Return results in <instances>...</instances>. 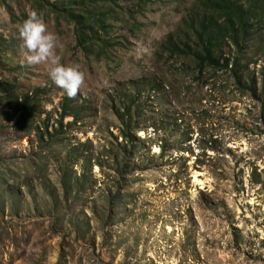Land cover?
<instances>
[{"label": "rangeland", "instance_id": "obj_1", "mask_svg": "<svg viewBox=\"0 0 264 264\" xmlns=\"http://www.w3.org/2000/svg\"><path fill=\"white\" fill-rule=\"evenodd\" d=\"M197 3L94 2L111 25L109 58L98 60L72 23L0 0V83L48 90L33 125L51 134L40 145L0 104V264H264V16L251 19L237 81L209 68L198 78L193 58L160 47L184 39ZM33 10L57 35L61 63L84 73L78 122L58 123L65 92L47 63L24 60L18 29ZM135 90L126 141L120 115Z\"/></svg>", "mask_w": 264, "mask_h": 264}, {"label": "trees", "instance_id": "obj_2", "mask_svg": "<svg viewBox=\"0 0 264 264\" xmlns=\"http://www.w3.org/2000/svg\"><path fill=\"white\" fill-rule=\"evenodd\" d=\"M33 6L47 8L57 20L64 19L73 24L76 36V45L87 51L97 48V59L109 58L107 41L102 36L108 34L111 25L107 22L106 12L97 9L94 2L98 0H29ZM112 1L113 0H109ZM264 16V0H198L190 11L189 18L184 26V39L176 38L173 34L165 37L161 48L168 56H185L194 59L198 78L206 69H211L213 74L218 71L228 70L235 81L237 64L244 50L243 42L247 38V32L255 23L256 12ZM258 23V21H256ZM1 42V39H0ZM233 45L236 51L235 57L226 55V46ZM264 77V66L261 71ZM15 81H3L0 83V104L5 103L3 114L9 117L16 116V126L25 128L29 126L28 132L34 131L41 145L44 137H50L47 126L39 127L33 125V119L38 114L39 96L48 92L43 87H37L31 92L18 93ZM156 92L158 89L150 86ZM130 100L123 105L120 115V134L126 141H131L132 132L136 128L130 127L131 113L139 98V90L128 95ZM58 123L63 124L65 117H71V123L79 121L81 107L73 103V98L64 95L59 102ZM139 111L137 108L136 111ZM137 111V114L139 112Z\"/></svg>", "mask_w": 264, "mask_h": 264}, {"label": "clouds", "instance_id": "obj_3", "mask_svg": "<svg viewBox=\"0 0 264 264\" xmlns=\"http://www.w3.org/2000/svg\"><path fill=\"white\" fill-rule=\"evenodd\" d=\"M24 60L28 65L48 64L50 80L69 98H74L84 84V73L78 66L61 63L57 50L62 47L56 34L49 31L42 16L31 11L18 29Z\"/></svg>", "mask_w": 264, "mask_h": 264}, {"label": "bare ground", "instance_id": "obj_4", "mask_svg": "<svg viewBox=\"0 0 264 264\" xmlns=\"http://www.w3.org/2000/svg\"><path fill=\"white\" fill-rule=\"evenodd\" d=\"M194 180H195L194 182L202 183L200 180L197 179V175L196 174L194 175Z\"/></svg>", "mask_w": 264, "mask_h": 264}]
</instances>
